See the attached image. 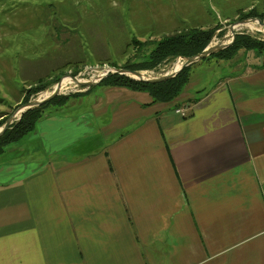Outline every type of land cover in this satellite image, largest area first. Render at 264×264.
Listing matches in <instances>:
<instances>
[{
  "label": "crops",
  "instance_id": "crops-1",
  "mask_svg": "<svg viewBox=\"0 0 264 264\" xmlns=\"http://www.w3.org/2000/svg\"><path fill=\"white\" fill-rule=\"evenodd\" d=\"M82 23V56L105 60ZM225 63L234 74L206 91L191 78L171 103L85 88L9 146L0 264H264V55Z\"/></svg>",
  "mask_w": 264,
  "mask_h": 264
},
{
  "label": "rangeland",
  "instance_id": "rangeland-1",
  "mask_svg": "<svg viewBox=\"0 0 264 264\" xmlns=\"http://www.w3.org/2000/svg\"><path fill=\"white\" fill-rule=\"evenodd\" d=\"M250 7L264 13V0H0V117L14 115L22 106L25 90L39 79L50 76L87 79L94 76L93 70L104 72L106 67L113 69V65L122 68L146 62L158 43L175 31L221 24L223 27L211 46L228 41L230 26L242 21L238 14L253 9ZM155 16L163 17L167 26L163 23L161 28ZM84 21L92 26L98 23L103 48L107 51L105 60L97 62L101 58L92 53L90 44H84L88 55L82 56L81 41L84 40L80 27ZM239 27L236 33L264 40L260 24L255 23V29ZM223 30L224 34L219 36ZM237 58L241 64L249 59L243 55ZM178 61L171 59L157 70L141 72L147 73V77H161L171 74ZM223 63L210 60L193 67L192 79L199 84V90L206 91L234 74L233 67ZM76 69L79 73L73 76ZM55 86L30 101L51 95ZM66 89L62 95L83 90L74 83Z\"/></svg>",
  "mask_w": 264,
  "mask_h": 264
},
{
  "label": "trees",
  "instance_id": "trees-1",
  "mask_svg": "<svg viewBox=\"0 0 264 264\" xmlns=\"http://www.w3.org/2000/svg\"><path fill=\"white\" fill-rule=\"evenodd\" d=\"M238 18L241 20L251 18L264 20V13H259L256 8H253L248 11H241L238 14ZM222 27L223 26L219 24L213 28L192 27L175 31L173 34L164 37L158 43L148 61L137 65H128L122 68L130 71H153L157 70L164 62L171 59L177 60L178 58L197 56L212 43L216 33L221 30ZM223 34L224 30L219 33V36H222ZM136 43L139 46L143 45L140 42ZM240 51H254L257 54L264 55V40L256 38L250 34L238 33L234 44L229 48L211 55L208 58L202 59L197 64H192L191 66L186 67L176 77L164 82L146 83L124 75L115 74L109 75L101 81L99 85L104 87H122L133 91L147 92L151 95L154 103H171L176 101L190 84L192 78L191 72L194 66L210 60L229 62L233 60ZM113 68L119 69V67L114 65ZM78 73L79 70L76 69L73 76H77ZM61 79L62 78H58L57 76L39 79L35 84L30 85V88L25 90L21 105L27 104L32 98L46 91L50 86L57 84ZM91 90L92 88H90L85 94ZM82 95H84L83 92L60 95L42 106L24 113L21 120L11 125V127L0 138V160L9 146L21 142L34 132L40 120H42L46 114L50 113L51 109L65 107L72 98H78ZM9 117L10 116H3L0 118V128L5 125Z\"/></svg>",
  "mask_w": 264,
  "mask_h": 264
},
{
  "label": "water",
  "instance_id": "water-1",
  "mask_svg": "<svg viewBox=\"0 0 264 264\" xmlns=\"http://www.w3.org/2000/svg\"><path fill=\"white\" fill-rule=\"evenodd\" d=\"M247 23H258L261 26H264V20H261L259 18H251V19L242 20L240 22H236V23L232 24L230 26V36H229L228 41H223V42H221L217 45H213V46H211V44H210L202 53L198 54L197 56L190 57V58H178V60L183 61V65L179 70H176V71L174 70L171 74H166V75L161 76V77L153 78V77L144 76L143 72H141V71H130V70H127L124 68H119V69L113 68L112 72L106 74L104 77H102L100 80H97V81L82 80V79H78L77 77H70V79L77 86H80L82 88H87V89H90L92 87L99 85V83L101 81H103L105 78H107L109 75H115V74L124 75V76L130 77L134 80L146 82V83L164 82V81H167V80H170V79L176 77L186 67H189L192 64H196V63L200 62L202 59L208 58L209 56L214 55L218 52H221V51L229 48L230 46H232L234 44V42L236 40V36L238 34L235 32V30L239 26L247 24ZM62 79L56 84V86L53 90V93L51 95H49L45 98L39 99V100L30 101L27 104L22 105L21 108H19L18 111L14 115L10 116L9 119L7 120V122L5 123V125L0 128V138L11 127V125H13L14 123L21 120V117L23 116L24 113H26L29 110L38 108V107L42 106L43 104L53 100L57 96L62 95L61 94L62 93ZM19 113H21V114L18 117Z\"/></svg>",
  "mask_w": 264,
  "mask_h": 264
},
{
  "label": "built area",
  "instance_id": "built-area-1",
  "mask_svg": "<svg viewBox=\"0 0 264 264\" xmlns=\"http://www.w3.org/2000/svg\"><path fill=\"white\" fill-rule=\"evenodd\" d=\"M97 69H99V68H97ZM87 69H85V71H86ZM105 71L104 72H102V71H98V70H93V71H91L93 74H94V76H90V75H88V76H90V78H84V77H78V79H82V80H93V81H97V80H100L102 77H104L106 74H108V73H110V72H112V68H105L104 69ZM87 75V74H86ZM86 75H84V74H82L81 76H86ZM67 78H70V76H67V77H64L63 79H62V83H63V81L65 80V79H67ZM68 86H65V87H62V91H66ZM177 113L178 114H181V115H183V116H185V114H186V108H181V109H179V110H177Z\"/></svg>",
  "mask_w": 264,
  "mask_h": 264
},
{
  "label": "bare ground",
  "instance_id": "bare-ground-1",
  "mask_svg": "<svg viewBox=\"0 0 264 264\" xmlns=\"http://www.w3.org/2000/svg\"><path fill=\"white\" fill-rule=\"evenodd\" d=\"M242 26H246V27H251L252 29H255V23H247V24H244V25H242ZM240 28V27H239ZM238 28V29H239ZM261 31L264 33V26H262V29H261ZM230 36V35H229ZM229 36H228V38L226 39V40H228L229 39ZM182 65H183V62H181V61H178L177 63H175V65H174V70L176 71V70H179L181 67H182ZM106 68H108V67H106ZM144 74V76H148V74L147 73H143ZM66 77V76H65ZM69 84H73V82H72V80L70 79V78H67V79H65L64 81H63V83H62V87H65V86H68ZM20 114L21 113H19L18 114V116H20Z\"/></svg>",
  "mask_w": 264,
  "mask_h": 264
}]
</instances>
